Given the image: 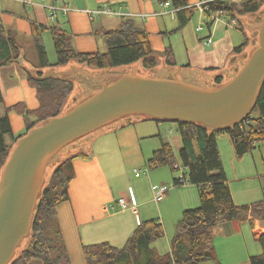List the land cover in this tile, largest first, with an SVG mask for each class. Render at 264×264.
<instances>
[{"label": "trees", "instance_id": "obj_1", "mask_svg": "<svg viewBox=\"0 0 264 264\" xmlns=\"http://www.w3.org/2000/svg\"><path fill=\"white\" fill-rule=\"evenodd\" d=\"M172 2L175 8H182L178 11L180 27H182L188 22L193 7L183 10L188 5L187 0H172ZM261 4V0H241L240 5L218 1L212 6L236 17L238 13L244 15L258 12ZM31 24L37 58L30 65L31 69L23 70L38 92L40 106L34 111L28 109V112L25 107L19 106L26 117L25 134L48 118L64 113L67 101L75 90V81L72 78L83 84L85 92H89V95L97 89L93 84L105 80L109 71L139 61L143 63L145 69H154L158 64L147 30L138 27L131 18L123 22L119 28L103 31L107 43L105 52L78 51L74 46V35L64 28L58 19L50 25L36 21H32ZM46 30H50L55 43L56 63H51L48 56L43 39V32ZM245 45L246 43L236 47L235 52H241ZM163 54L168 66L173 67L177 64L171 45L166 47ZM24 58L25 55L18 42V32L5 26L0 10V67L21 62ZM73 60L97 71L96 74L85 72L80 74L78 68L71 69L67 74L43 71L45 68L68 65ZM212 69L218 70V68ZM76 75L83 76V79H77ZM216 82L222 83L221 76L216 78ZM4 100L5 96L0 85V104H3ZM10 111L12 108H6L4 114H0V172L22 136L14 135L9 117ZM31 117L35 120L32 121ZM124 120L127 119L119 121ZM177 123L183 139V147L180 150L181 162L187 169L188 183L199 187L201 205L183 212L168 253L162 255L151 246L155 240L165 235V229L160 219H150L143 221L135 229L123 247H116L106 241L84 245L87 264H201L205 261L221 264L214 247V227L234 220L244 221L249 216L264 221V199L242 206L233 201L217 143L220 133H228L236 147L237 157L241 158L264 142V82L256 106L239 124L214 131L200 123L183 120ZM88 137L90 135L83 138ZM57 155L48 166H53V170L46 178L38 200L31 232L26 238L28 244L9 264H31L34 259L41 260L43 264H72L57 209L61 203L69 199V187L75 178L73 161L77 158L90 157L82 153L59 158ZM146 162L153 168L170 165L176 170L173 148L164 140L160 149L155 150L153 156ZM258 241L263 247V254L252 256L251 264H264V234L259 236Z\"/></svg>", "mask_w": 264, "mask_h": 264}, {"label": "crops", "instance_id": "obj_2", "mask_svg": "<svg viewBox=\"0 0 264 264\" xmlns=\"http://www.w3.org/2000/svg\"><path fill=\"white\" fill-rule=\"evenodd\" d=\"M26 1L20 0L19 2L27 7L32 4L37 5L32 0ZM201 1L187 0L188 5L183 10L194 7ZM162 2H167V4L164 5ZM105 4H110L113 8L122 6L123 11L127 15L91 16V10L100 8ZM47 5L68 7L70 10L66 14L61 11L56 15H52L45 8ZM40 6L46 10V22L40 20L44 18L36 11L32 15L27 14L28 16L25 17L21 15L15 16L10 10L0 8L3 22L8 29L16 30L18 37L21 32H24L29 37L32 36V21L50 25V19L54 20L53 18H56V16H61L63 21H60L58 17L59 22L74 35V46L80 52H95L98 49L100 39L97 32L119 28L129 18L133 19L137 25L146 28L151 46L155 52H164L167 47L165 37L167 38L168 30L166 25L162 27L164 22L160 18L165 15V11L170 9L171 14L175 13L177 17L178 11L182 9L175 8L172 0H40ZM224 14L227 13L225 12ZM51 35L47 33L44 40L46 38L49 39L47 52L49 51L53 56L56 55L55 62H52L56 63L57 53L56 48H53L55 43ZM231 54L229 53L228 57H231ZM14 64H17V66ZM14 64L9 65L10 67L15 66V68L9 70L10 73L6 75L11 80V83L7 85V89H3L5 84L0 79V85L5 96L4 103L0 104L3 109L0 114H4L6 108H12L9 113L10 122L14 135L19 136L27 130L25 113L19 109V106L25 107L27 112L28 109L34 111L39 108L40 102L36 88L29 82L23 70L24 68L31 69L30 64L25 61ZM163 64H166L165 60ZM230 64L234 65L235 62L231 61ZM238 65H234L231 69L223 66L224 68L214 71V73L218 72L215 76L208 74L213 80L200 74L199 70H195L191 64L186 65L187 67H178L177 64L173 67L167 65V70L197 78L203 84H211L218 76H221V79L230 77L232 71L235 72L239 67ZM9 66L0 67V73L3 74L2 68ZM161 68L163 70L166 67L161 66ZM203 70L209 71L208 68ZM16 106L18 107L14 109ZM28 118L30 120V117ZM31 119L32 121L35 120L34 117H31ZM148 120L157 121L158 127L159 123L165 122L163 120L134 116L132 119L119 121L108 126L95 139L92 135L88 138H83L84 140H81V143L72 144L66 150L64 156L82 153L90 157L89 159L77 158L73 161L75 178L69 187V199L61 203L57 209L72 264H87L84 245L106 241L116 247H123L135 229L146 220L160 219L168 235L167 237L170 239L171 229L168 226V217L178 216V213L183 214L185 210L197 208L201 205L199 187L191 183L177 184V178L174 179V186L176 187L173 185L169 187L168 194L163 198L166 216L163 215L162 207L156 210L154 207L148 206L149 202L154 201L159 204L163 201L157 202L155 199L158 192L155 184L151 186L148 199L143 196L139 185H134V188L129 186L128 191H124L122 185L118 186L120 160L123 164H130L131 160H133L134 165H141L142 163H147L146 161L150 158V156L146 158V153H144L141 146V150L136 146L137 137L141 134L138 125L140 122ZM152 124L149 123L146 129L143 130V132L147 131L150 134L149 136L153 135L152 129L154 125ZM100 136L103 137L97 145L96 140ZM161 140L171 144L174 154L178 157V160H175V164L179 162L182 164L180 150L183 147V139L178 131V123L176 131L173 132L172 129L168 140L163 138ZM217 143L233 201L237 205L242 206L263 200L264 168L259 166L255 150L247 152L241 158H238L236 147L228 133H220L217 137ZM118 156H121V158ZM262 158L264 161V156ZM135 176L140 177V174L135 172ZM163 184L167 185V183ZM173 187L177 189H172ZM171 190L176 192L173 199H171ZM120 197L128 199L129 207L127 209H122L118 204ZM262 234H264V221L251 216L244 221L234 220L215 226L213 229V240L219 262L221 264H251L250 259L252 256L263 254V247L258 241L259 236ZM168 244L170 246V241ZM154 248L160 254H162V251L163 254L170 251V247L168 248L169 250H165V244L162 243L161 245L159 242ZM201 264L217 263L215 261H205Z\"/></svg>", "mask_w": 264, "mask_h": 264}, {"label": "water", "instance_id": "obj_3", "mask_svg": "<svg viewBox=\"0 0 264 264\" xmlns=\"http://www.w3.org/2000/svg\"><path fill=\"white\" fill-rule=\"evenodd\" d=\"M262 17L254 27L258 45L250 46L241 65L221 84L201 86L176 76L112 70L93 84L95 91L75 97L64 113L21 133L0 180V264H9L30 235L47 168L65 146L134 116L195 122L214 131L242 122L256 106L264 82ZM71 67L75 65L60 67V73Z\"/></svg>", "mask_w": 264, "mask_h": 264}, {"label": "rangeland", "instance_id": "obj_4", "mask_svg": "<svg viewBox=\"0 0 264 264\" xmlns=\"http://www.w3.org/2000/svg\"><path fill=\"white\" fill-rule=\"evenodd\" d=\"M19 1L0 0V8L10 10L11 12H13L15 16L21 15L25 17L28 16L27 14L32 15L33 12L36 11L38 14L41 15V17L45 19V20L44 19H40V20L46 22V16H45L46 10L42 6H40V0H32V2L36 3L37 5L32 4V5H28V7ZM261 1H262L261 8L257 14L251 13V14L241 15L238 13L236 17H233L230 14H223L219 21H216L214 23L209 22L208 24L205 23V22H208V17L206 16V14L203 13L197 7V5H195L191 10L190 19L182 27H180V19L178 15L176 17L175 13L171 14L170 12L171 9L168 11H165L166 12L165 15H163L162 18L160 19H162L164 22V24H162L163 25L162 27H164V25H166L167 27V30H168L167 35H166L167 38L165 37V40L167 41L166 45L167 46L171 45L173 47L174 52H175L177 66L187 67L186 65L191 64L195 70H199L198 72H200V74L210 78V80H213L212 77H210V75L215 76L218 73V72L214 73L215 70L212 68H218L219 70V68H224L223 66H225V68L227 67L228 69L233 68L234 65L237 66L239 64L238 66H240L241 63L246 58V55L249 51L250 46L253 43L256 45H258L259 43L257 40H255L256 30L252 29V26L256 24L255 23L247 24V23L249 21L257 20L258 14L259 15L264 14V0H261ZM229 3L240 5L241 0H237L233 2L229 1ZM58 17L60 21H63L61 16H56L57 19ZM56 18H53L54 20L50 19L49 20L50 24L55 23L57 21ZM139 26L140 25H138V27ZM200 26H202V28L198 29V27ZM47 33L51 34L50 31L46 30L44 32V39ZM97 33L99 34L98 37H100V39H99V43L97 47L98 49L95 52L97 51L105 52L107 51V43H106L105 35L102 31H98ZM210 38H211V43L207 44L206 41ZM48 41L49 39L47 38L46 40H44L47 50H48V45H47ZM18 42L20 46L22 47V51L25 55L24 61L31 65L32 62L35 61L37 58V52L34 46V41H33L32 36L28 37L26 36L24 32H21L20 36L18 37ZM51 43L53 45L52 40H51ZM244 43H246L245 48L241 52L236 53L234 49ZM53 48H55V46H53ZM163 53L164 52H155L158 64H157V67L154 69H145V67L143 66V63L139 61L132 65L122 66L114 70H119V72L120 71L136 72L141 75H151V76H162V77L178 76V73L167 70L168 66L166 64H163L165 60ZM229 53H232L231 57L230 56L228 57ZM48 54H49L51 63L55 62L56 55L54 56L51 55L49 51H48ZM230 60L234 61L235 64L231 65ZM24 61H21V63H23ZM69 65H77L75 66V68H78L80 71L84 70V72L88 74L89 73L96 74L97 72L86 66H82L76 60L71 61L68 65H65V66H69ZM15 66H17V64ZM15 66L5 67V68H2L1 70L3 74L0 73V79L5 84V86H3L4 90L7 89L8 87L7 85L11 83L10 78L7 77L6 75L10 73L9 70L14 69ZM161 66H164L166 68L165 69L163 68V70H161L162 69ZM60 67L62 66H59V67L56 66L53 68H45L43 71L44 72L54 71L56 73H60V70H59ZM207 68L209 71L203 70ZM71 69H74V67L64 69L62 70V73L71 71ZM233 73L234 72L232 71V74ZM182 75L184 74H180V76ZM76 76L80 78V80L83 79V77L81 76H78V75ZM72 79L75 81V90L72 93V95L69 97L67 104H66V108L69 107L74 102L75 97L80 98L81 96L87 93L85 92V88L83 84H80V82L76 81L75 78H72ZM193 79H197V78H193ZM1 107L2 106L0 105V113L3 110ZM149 123H153L152 125H154V128L152 129V132H153L152 136H149L150 134L147 131L143 132V130L146 129ZM157 123H158L157 121L148 120V121H142L138 125V129L140 130L141 134L138 135L137 137L136 146L139 147L140 150H141V147L143 148L144 153H146V158H148V156L150 157L153 156V153H154L153 150L160 149L162 145L161 138L168 140V137L171 136L172 129H173V132H175L177 128V123L175 122H166V121L161 122L159 123V127L157 126ZM107 128L108 127L99 129L93 132L91 135L95 139L98 135H100ZM102 137L103 136H100L96 140L97 145L100 143ZM81 140L83 141L84 139H81ZM81 140H77L73 142L72 144L75 145L78 142L81 143L80 142ZM72 144L65 146L60 151V154L57 155V158L64 156L66 153V150ZM254 150H255V155L257 157L259 166L261 168H264V161L262 158L264 156V142H262L260 146ZM118 157L121 158V156H118ZM176 159L178 160V157L175 155V160ZM119 162H120L119 164L120 175H119L118 182H117L118 186L122 185V188L124 189V191H128L129 186L134 188V185H137V186L139 185V188L143 192V196L145 197V199H148L150 197L149 195L150 189L153 184L157 186V189L160 186H162L163 183H167L168 187H172V185L173 186L175 185L174 179L179 178L183 170L185 172V176L187 173V169L182 164H180L179 161H178L179 163L177 164H179L182 168H178L176 170H173L170 167V165H163L157 168H153L149 166L147 163H142L141 165H134L133 160H131L130 164L128 163L123 164L121 163V160ZM52 170H53V166H50L47 168V173H46L47 178L52 172ZM2 171L0 172V180L2 176ZM136 171H138V173L140 174V177L135 176ZM174 187L172 189H177ZM171 193H172L171 199H173L176 195V192H173L171 190L170 194ZM163 202L164 200L161 203L157 204L154 201H152L148 203V206L154 207L156 210H159V208L162 207L163 215L166 216L167 213H166V210L164 209ZM182 217H183L182 213H178V216L175 215V216L168 217L169 219L168 226L171 229L170 239H168L167 237L168 235L166 234V230H165V235L162 238L155 240L151 244V246L154 248L155 245H157V243L159 242L161 243V245L162 243L165 244V247H166L165 250H169L168 248L169 247L171 248V242L174 238V235L177 233L178 224H180L179 222H181ZM161 219L163 220L162 216H161ZM169 241H170V246L168 244ZM27 244H28V240L25 239L22 242L21 246L17 248L16 255L19 254ZM161 248L163 249V247ZM162 254H163V251H162ZM31 264H43V263L39 259H34Z\"/></svg>", "mask_w": 264, "mask_h": 264}, {"label": "built area", "instance_id": "obj_5", "mask_svg": "<svg viewBox=\"0 0 264 264\" xmlns=\"http://www.w3.org/2000/svg\"><path fill=\"white\" fill-rule=\"evenodd\" d=\"M158 1V0H155ZM218 1H237V0H202L197 4V7L206 14L208 17V22H205L206 24L214 23L216 21H219L221 19V16L224 14V11L221 9H214L212 5L216 4ZM25 2H27L25 0ZM162 4L166 5L167 2H162ZM52 15H56L58 12H63L64 14L68 13L70 8L68 7H59L55 5H47L45 6ZM99 15H117V16H126L127 13L123 11L122 6L118 8L111 7L110 4H105L104 6L91 10V16H99ZM204 24V23H203ZM202 26L198 27V29H201ZM207 44L211 43V38L206 41ZM175 168H182L180 165L175 164ZM138 173V171H136ZM188 183V180L185 176L184 170L182 171L181 176L178 178L177 184H185ZM170 188L163 184L158 188L157 195L155 196V199L157 202H161L163 198L168 194ZM118 204L121 206L122 209H127L129 207V201L126 197H120L118 199Z\"/></svg>", "mask_w": 264, "mask_h": 264}, {"label": "flooded vegetation", "instance_id": "obj_6", "mask_svg": "<svg viewBox=\"0 0 264 264\" xmlns=\"http://www.w3.org/2000/svg\"><path fill=\"white\" fill-rule=\"evenodd\" d=\"M259 12V11H258ZM258 12H255L254 14H257ZM262 13V12H261ZM263 14V13H262ZM262 17V15L260 14H258V16H257V21H259V22H257L256 23V25L257 24H259L260 23V21H261V19L263 18H261ZM260 19V20H259ZM256 25H253L252 26V29L253 30H257L256 28H254ZM179 76V77H178ZM178 76H176L175 78H179V79H182V80H185V81H189V82H193V83H196V84H198V85H200V84H202L201 86H210V85H213V84H217V82H216V79L214 80V81H212L211 82V84H203L201 81H199L198 79H193L191 76H189V75H182V76H180V74H178ZM173 77V76H172Z\"/></svg>", "mask_w": 264, "mask_h": 264}]
</instances>
